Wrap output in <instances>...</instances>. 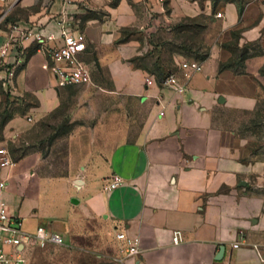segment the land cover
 I'll return each mask as SVG.
<instances>
[{"label":"crops","instance_id":"1","mask_svg":"<svg viewBox=\"0 0 264 264\" xmlns=\"http://www.w3.org/2000/svg\"><path fill=\"white\" fill-rule=\"evenodd\" d=\"M38 2L27 20L0 29V39L11 34L15 41L0 60L12 63L15 96L12 115L0 130V148L34 131L39 117L61 105L63 88L75 87L56 86L43 67L47 54L37 42L22 39V32L56 35L68 23L82 32L87 47L81 59L91 81L77 86L91 85L99 66L111 68L116 89L101 97L111 99L115 109L88 139L79 133L82 125L74 130L62 165L39 148L14 161L8 154L12 163L0 165V202L7 211L27 232L43 225L61 234L64 244L55 246H61L65 264H264V164L224 115L255 106L261 88L253 73L220 70L231 52L216 47L199 60L202 70L179 94L162 86L155 73L124 63L139 50L137 39L121 40L122 30L138 20L129 0H50L47 10L39 0L20 5ZM85 8L105 13L81 18ZM225 14L226 26L235 24L236 8ZM248 19L245 11L239 24L245 37L251 33ZM184 58L177 54L165 68L180 82L177 64ZM2 100L0 91V105ZM113 174L121 181L110 190ZM173 230L182 232L179 244L171 242ZM116 231L138 236L140 253L123 256ZM52 245H26L24 264H39L35 249Z\"/></svg>","mask_w":264,"mask_h":264},{"label":"rangeland","instance_id":"2","mask_svg":"<svg viewBox=\"0 0 264 264\" xmlns=\"http://www.w3.org/2000/svg\"><path fill=\"white\" fill-rule=\"evenodd\" d=\"M39 1L42 2L40 6L47 10L50 0ZM129 1L133 3L138 20L135 26L122 30L121 40L137 39L139 50L127 56L124 63H131L134 69L141 68L155 73L159 80H162L163 76L161 71L166 70L172 57L177 54L203 60L216 47L232 51L231 56L234 57L235 54L246 49L245 57L235 68L253 73L261 88L260 97L252 109L224 115L234 127L236 134L247 141L250 152L264 164V0ZM38 5L39 2L25 7L20 5V0H6L0 2V16L6 12L5 16L11 21L27 20ZM228 7H235L237 11L235 24L229 27L226 26L225 14ZM175 11H178V15ZM245 11L249 15L247 27L251 31L249 37L243 35L246 28L239 27ZM218 12L222 13V17H216ZM104 13V10L95 11L85 8L81 18H102ZM159 13H162V17H159ZM14 22L2 23L0 28L9 30L17 26ZM139 28L144 30L139 31ZM12 42H15L14 39ZM11 67V62L0 61V91L3 95L0 105V130L3 122L12 115L15 103L10 82L14 73L9 74ZM110 74L111 68L99 66V71L94 73L91 85L63 88L65 93L61 105L50 114L39 117L35 122L34 131L9 139L5 148H0V161L3 156L2 150H6L7 154L11 155V150L18 154L39 148L43 154L50 151L52 162L62 165L68 150V140L70 135L75 133L74 130L82 128L80 127L82 125L83 131L79 133L88 139L91 132L93 135L92 130L95 125L114 111L111 99L101 97L108 96L109 91L116 89L109 77ZM120 101L124 100L120 99ZM118 108L119 112H122L123 105L120 104ZM35 251H38L39 264H65V261H61L65 258L61 246H46Z\"/></svg>","mask_w":264,"mask_h":264},{"label":"built area","instance_id":"3","mask_svg":"<svg viewBox=\"0 0 264 264\" xmlns=\"http://www.w3.org/2000/svg\"><path fill=\"white\" fill-rule=\"evenodd\" d=\"M5 1L0 0V2ZM5 13L0 16V23ZM216 17H222V13L218 12ZM69 24L61 27L56 35L54 33L44 35L41 32L31 31L21 33L22 39L37 42L45 51L47 59L43 67L51 73L57 87L77 86L91 81L89 66L81 59V54L87 47L86 37L82 32L73 30ZM12 39L14 37L11 34L0 39V57L2 59L12 50ZM177 65L182 70L184 82H180L177 74L173 71L162 78L161 84L180 94L186 88V81L202 70V64L197 59L184 58ZM9 74L12 75L13 70H10ZM149 80L150 77L145 78L146 82ZM159 113L160 115L163 114L162 111ZM2 152L0 165H10L12 162L6 150H2ZM120 181V176L113 174L107 188L115 189L119 186ZM2 186L3 182H0V187ZM115 239L119 241V252L123 256L131 257L140 253L141 243L138 236H129L124 231H116ZM182 240V232L173 230L171 234L172 244H179ZM47 243L63 245L64 238L57 232L47 230L43 225H38L34 232L25 231L21 219L10 214L5 204L0 202V264H24L23 250L26 245L44 246Z\"/></svg>","mask_w":264,"mask_h":264},{"label":"trees","instance_id":"4","mask_svg":"<svg viewBox=\"0 0 264 264\" xmlns=\"http://www.w3.org/2000/svg\"><path fill=\"white\" fill-rule=\"evenodd\" d=\"M13 22L15 21V20H12ZM11 20H10V18H8V16H4L3 17V19H2V22L0 23V25L2 24V23H5V24H9V23H11L12 22ZM1 29V28H0ZM231 53L233 54V52L231 51ZM231 54V55H232ZM236 56L234 57V56H231V58H229V60H227L226 62H222V63H220L219 64V69L221 70V69H225V68H230V69H233L235 72H243V71H240V70H238V69H236L235 67L236 66H238V65H240V61L245 57V53H243V54H241L240 52H238L237 54H235ZM186 58H193V59H197V60H201L200 58H195V57H192V56H186ZM162 72V74H163V76H162V78H164V76H166L169 72H170V69L168 68V70H162L161 71ZM156 75V74H155ZM157 76V75H156ZM158 78V77H157ZM9 118H7L4 122H3V124L8 120ZM3 124H2V126H3ZM23 154V152H21V153H18V154H15L14 153V150H11V155H10V157H11V160H16L18 157H20L21 155Z\"/></svg>","mask_w":264,"mask_h":264},{"label":"water","instance_id":"5","mask_svg":"<svg viewBox=\"0 0 264 264\" xmlns=\"http://www.w3.org/2000/svg\"><path fill=\"white\" fill-rule=\"evenodd\" d=\"M242 184H245V182L243 181ZM70 201H71L72 203H77V202H78V200H77L76 198H71ZM222 251H223V249L221 248L220 252H222Z\"/></svg>","mask_w":264,"mask_h":264}]
</instances>
